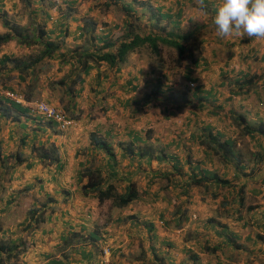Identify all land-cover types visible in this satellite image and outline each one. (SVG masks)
I'll return each mask as SVG.
<instances>
[{"label": "crops", "instance_id": "0c3cea01", "mask_svg": "<svg viewBox=\"0 0 264 264\" xmlns=\"http://www.w3.org/2000/svg\"><path fill=\"white\" fill-rule=\"evenodd\" d=\"M134 1H137L138 5L134 7V14L144 13L148 6L152 7V11L168 13L171 15L170 19L163 20L167 23V30L177 32L178 26H182L185 22L184 3L187 5L193 0H130L127 4L134 6ZM204 1H209L215 13L216 0ZM15 5L21 7L20 2L16 4L11 0H0V11L7 12L11 18L15 14L13 10ZM34 10L36 14L39 12L38 8ZM88 11L93 10L88 7ZM177 12H181L179 25L174 26ZM57 13H49V18L56 17L58 21L45 22L48 35L54 40L61 37L62 29L65 28V25L61 26L63 21L59 20L62 15ZM86 16H91L95 22L98 18L95 12L85 13L83 18ZM107 16L102 17L109 24L108 28L102 32L96 31L92 43L80 36L82 23L74 28L77 29V33L72 32L71 25L68 26L70 34L63 37V46L56 59L51 61L50 70L39 74L41 99L59 106L58 96L62 90L55 87L51 91L48 83L62 77L73 76L71 63L61 62V52H69L76 46L80 49L84 47L90 50L99 49L102 45V35L111 33V36H114L125 26L123 18L118 25L114 18ZM141 19L146 22L148 18ZM21 24H24V21ZM110 27L115 28L114 33L108 30ZM5 31L0 21V34ZM180 33H189V29ZM203 44V49L208 48V44L211 47L208 48V52H203L200 56L197 54L202 73L196 75L194 81L196 86L192 91L196 104L193 105L194 108H190L187 106L188 101L182 102L180 112L175 111L174 115H170L180 116V122H174L168 117L169 119H165L164 123H155V111L148 109V106L156 101L152 89L158 87L156 83L158 76L151 72L150 67V61H156V57L154 59L153 55L143 52L130 53L126 62L118 68L104 64L90 71L85 78L80 97L69 110L73 114H81L79 121L77 120L79 126L75 128L61 131L55 123L50 127L43 125L38 127L35 122L23 118L0 119L1 174L4 170L1 162L4 161L5 156L19 147L21 149L26 147L24 152L26 155L29 154L27 147L30 136L26 137L28 134L36 133L43 141L47 138L55 141L62 161L61 167L49 164L43 166L37 163V159L34 160L37 161L36 163L27 167L25 161L10 171L11 181L8 180L3 184L4 189L0 187V220H3L10 209L16 207L17 204L12 199L20 198L22 189L30 185L37 192L36 195L42 199L41 204L55 207L54 212L48 213L45 222L35 233L32 247L17 263L55 264L63 261L64 264H101V248L104 244H108L111 248L108 264H264V240L257 238L255 234H264V199L261 200V196L264 195V160L256 173V177H263L260 179L262 184L258 185H245L250 179L253 180L252 174L242 176L236 170V162H231L233 164L231 175L238 178L235 185L228 187L232 194L231 199L233 198L235 202L238 200L241 204L239 200L245 198V195L249 197L259 193L260 204L259 207L254 208L252 214L254 217L250 215V222L238 216L234 223L232 221L227 234L218 232L220 229L218 223L211 222L215 214L209 209L208 198L204 202L196 201L193 204L201 210L200 219L194 213L191 217L186 215L185 219H181V213L178 214V207L174 204V197L189 192L188 187L183 186V183L178 184L176 176L183 174V171L184 174L189 171L191 176L193 174L200 176L217 172L220 168L211 162L212 156L208 154L202 143L204 140H213L215 137L230 138L233 142V153L227 157L235 159L243 158L241 145L244 142L249 143L248 154L251 157L257 152H264L262 135L258 139L259 134L253 137L246 134L247 139H238L234 131L224 132V125L229 117L226 118V115L235 112L228 103L236 96L237 99H233L234 103H242L238 114H243L248 120L254 118L259 124L264 121L260 112L252 115V110L247 105L248 92L243 89L242 95L234 94L235 89L242 84L238 85L235 82L231 86L230 82L228 83L231 78L243 81L244 79L240 80V78L242 76L249 78L248 73H250L259 85L258 88L255 87L258 90L256 96L262 95L264 69L261 70L262 74L260 71L258 74L255 71L251 73L247 70L246 60L249 50L256 55L260 52V60H264V40L257 41L255 38L245 40L242 35L221 38L215 31L211 42ZM21 47L25 46L10 41L4 45L1 53L17 57L22 52V50L18 51ZM189 83L190 81L188 82L190 88ZM231 88L233 90L228 94L224 92ZM163 90L162 88L160 91ZM207 97L216 102L214 106L206 109L207 105L204 103ZM130 104H135L137 107L138 113H134L135 115L129 114L130 109L127 107ZM204 110L209 112L210 117L203 115ZM227 121L230 123V128H235L231 119ZM197 127L199 132L195 130ZM210 134L215 137H210ZM94 135L106 141L107 149L94 148L90 144V136ZM23 137L26 141L24 146L20 145ZM251 140H254L255 147ZM190 144L201 146V151L198 150L197 153L193 151L192 153L196 155L192 157L189 154L190 148L187 147ZM34 158L29 156L27 161ZM12 160L9 158L7 163ZM227 163L229 164L230 160ZM3 164L5 165V162ZM87 167L100 168L104 176V184L113 183L120 194L126 191L130 182H135L139 197L123 207L114 205L111 200L99 204L92 193L86 195L81 188L82 184L86 183V178L80 181L79 176ZM245 167L243 164L240 170L248 172ZM163 177L165 180L162 179ZM36 180L38 185H34ZM208 185V182L203 184L205 192L211 187L213 191L228 189L224 187L227 185ZM243 192L244 197L236 195ZM221 199L226 201L228 197L221 196ZM178 202L179 199L176 203ZM215 202L220 203L219 199H215L213 204ZM190 218L195 221L187 225ZM8 220L9 223L3 222V226L16 228V222ZM179 222L181 225L177 227Z\"/></svg>", "mask_w": 264, "mask_h": 264}, {"label": "trees", "instance_id": "16d2710c", "mask_svg": "<svg viewBox=\"0 0 264 264\" xmlns=\"http://www.w3.org/2000/svg\"><path fill=\"white\" fill-rule=\"evenodd\" d=\"M20 1L24 9L27 10L28 20L26 23L20 24L11 22L6 17L5 11H0V21L2 26L6 29L4 33L0 34V88L19 93L26 101L34 102L36 101L34 99L39 98V74L47 73L50 70L51 61L56 59L58 52L63 46V37H66L69 33L65 27L62 29L63 31L59 39H51L50 35H48L45 21L36 19L38 14L39 18H49L50 9L46 8L48 4L36 14L35 10L32 8V0ZM114 1L117 2L120 0ZM103 5L105 7L108 6L106 3ZM151 8L152 7L148 6L144 13L137 14L136 12L134 14V6L132 4H125L123 6L125 12V26L120 28V32L114 36H111V33L102 35V45L99 49L90 50L85 47L84 49H80L79 46H76L69 50V52H61V62L66 64L71 63L70 69L72 70L73 76H66L55 81H50L48 87L51 91H53L55 87L62 90L58 96V100L60 105L62 104V110L66 114L69 113L76 119L80 118L79 113L73 114L69 110H71L70 108H72L76 99L80 97L83 91L85 78L94 67H100L105 64L108 67L118 68L126 62L127 56L133 52H150L154 54L156 59H160L159 42L174 47L180 61H190L192 65L190 64L187 66L189 69H192L189 70L187 68L190 74L198 67V60L195 53L197 52V47L202 45V38L197 42L199 32H196L194 28L192 30L189 29V33L186 34H182L179 31H168L167 23L161 24V21L170 19L171 15L168 13H161L160 11H152ZM52 9L55 12L61 13V10L55 5L52 6ZM61 15V18H64L67 16V13H62ZM180 15L181 12L176 13L177 20L173 23L174 26L179 25L178 19ZM142 17H147V21H143L141 19ZM135 18L138 21L142 20L143 24L139 27L135 25L133 23ZM148 20L150 24H148ZM145 24H147V27H145ZM64 25V22H62L61 26ZM95 29L96 22L91 18H86L83 25L80 27V36L86 38V41L89 43H92ZM10 41H16L18 44L28 48L37 45L40 47V51L37 54L26 57H14L9 54L1 53L4 45ZM189 73H187V78L189 80L195 79L189 76ZM27 78L30 79L27 80ZM14 83H17L18 87L14 86ZM22 84L25 86L20 87ZM153 91L154 89H152V94ZM64 97H67V103H63ZM22 118L35 122L38 127L42 125L50 127L54 123L42 119L41 116L30 114L23 105L15 103L6 96L0 94V119L21 120ZM233 120L236 126H242L244 131L251 137L255 134L264 137V121L254 126L249 123L248 119L243 114H236L233 116ZM210 135V137H215L212 134ZM29 136L30 142L27 147L29 154L26 155L24 152L26 147L22 149L19 147L13 153L5 156L4 161L1 162L4 169L3 173H9L17 165H21L25 163V161L27 167H31L37 161V163L43 166L48 164L62 166L59 147L55 141L48 138L43 141L36 133L31 135L28 134L26 137ZM220 139L221 137H215L213 140L206 139L202 143L208 150V154L217 156L220 162H228L229 159L227 156L233 153V142L230 138ZM25 143V137H23L20 145L24 146ZM90 144L98 149H107L108 146L105 140H101L95 135L90 136ZM29 156L35 158L27 161ZM9 158L13 159L12 164L7 163ZM36 159L37 161H34ZM255 159L258 162H262L264 160V152H257ZM3 162H5V165ZM235 167H239V169L242 168L238 163L235 164ZM0 176H2L1 173ZM83 178H86V183L82 184L81 187L84 194L87 195L88 193H92L99 204L106 200H111L114 205L123 207L136 200L140 195L135 182H130L123 194L117 192L113 183L104 184V176L98 167L85 168L84 172H81L79 180L81 181ZM208 179L214 180L219 186L231 185L227 180L219 178L215 171L211 174L200 176L193 174L191 185H203ZM1 180L2 178L0 177V187H3ZM31 188V185L23 188L21 197L12 199L17 205L15 208L10 209L2 220L8 223V219L15 221L16 229L18 231L20 230L19 234H17L15 238L6 239L7 237L5 238V236L9 234L8 232H11L10 227L3 228L4 224L0 222V264H19L17 261L32 247L34 243L33 237L42 223L45 222L48 213H53L55 210L54 206L46 205L45 203L37 205L34 201H30L27 192ZM180 225L181 222L178 223V226ZM66 242L67 240H65V243ZM10 260L11 262H9ZM55 264H64V262L62 261Z\"/></svg>", "mask_w": 264, "mask_h": 264}, {"label": "rangeland", "instance_id": "374dc122", "mask_svg": "<svg viewBox=\"0 0 264 264\" xmlns=\"http://www.w3.org/2000/svg\"><path fill=\"white\" fill-rule=\"evenodd\" d=\"M14 3L18 4V2H20V5H15L14 7V15L13 17H9L6 12V17L11 21V22H17V23H22L24 21V23L27 22L28 20V16H27V10L24 9V6L22 4V2L19 1H15V0H11ZM127 1L130 2V0H120L115 2L114 0H32V8L33 9H43L46 7L47 9H50L51 14L53 13H57L55 11H53L52 6L55 5L56 7H58L61 10V13H57L61 16L62 13H67V16L64 18L60 17V21H63L65 24V27L67 28V32L70 34V25H71V30L72 32L75 31L77 33V29H74L76 26H78L79 24H83L84 20L86 18H91V16H86L83 18L85 13H92L95 12L96 15L98 16V19L96 20V29L95 32H102L104 30H106V28H108L109 24L104 21V17H102L103 15L110 18H114L115 22H118V25L121 24L122 18L124 19L125 17V12L123 10V6L124 4H127ZM106 3L108 4L107 7H105L103 4ZM14 5V4H13ZM137 5V1H134V7L136 8ZM88 7L91 8L93 11H88ZM19 8V9H18ZM15 9H18L17 11ZM40 12V11H39ZM38 12V13H39ZM183 12L185 15V22L183 23V25H179L178 26V31H185L188 29H195L196 32H199V37L197 38V42L199 39L202 38V44L204 42L208 43L211 42L212 40V36L214 35V32L216 31V26L214 24V7L208 2L204 1V6H201L198 3V0H193L190 1L189 3H187V5L184 3L183 6ZM37 20H42L47 22H55L58 21L56 19V17L53 19L50 18H45V17H40L39 18V14L37 15ZM75 19V20H74ZM84 19V20H83ZM55 20V21H54ZM95 20V19H94ZM83 21V22H81ZM133 23L135 25H137L138 27L140 25L143 24V22L136 20V18L133 20ZM161 24H166L164 21H161ZM69 26V27H68ZM145 27H147V24H145ZM102 28V29H101ZM115 28L110 27L108 30L112 33H114ZM243 38L246 40L251 39L249 37H247L246 35H242ZM253 39V38H252ZM204 45V44H203ZM203 45L198 46L196 49V53L195 56L197 57L200 56L203 52H208V48H210L211 46L208 44V48H204L203 49ZM25 47H21L18 51L22 52L20 53V56L17 57H21V56H30V55H34L37 54L40 51V47L37 45L31 46L29 48H25ZM159 48H160V59L157 58L156 61H150V67L152 68V73L154 72V74L157 77V81L156 83L158 84V87L154 89L153 91V95L156 96V101L153 103H150V105L148 106V109H154L155 111V123L160 124V123H164L165 119H169L168 117L171 118V120H173L174 122H180L181 117L180 116H170V115H174L175 111H177L178 113L180 112V104L183 102H187L188 101V107L190 108H194L193 105L196 104V98L193 96L192 91L193 88L196 86V83L194 82L196 79V75L201 74L202 70L200 69V65L198 63V67L191 72V74L189 73L190 71L187 70V68L189 69V67H187L188 65H190V61H180L178 59V53L177 51L174 49V47L172 46H168L164 43L159 42ZM143 53H148V52H143ZM150 55H153L152 53L149 52ZM260 52L257 53H253L252 50H249L247 52V60H246V65H247V70H249V72H258L260 71L262 74V69H264V60H260ZM240 56V55H239ZM155 59V56H154ZM159 60V61H157ZM198 60V59H197ZM249 62V63H248ZM192 65V64H191ZM234 65V64H233ZM261 66V67H260ZM189 70H192L191 68ZM187 73H189V76L195 78L193 80H189L187 78ZM248 77L249 78H243V76L240 78V80L243 81H236V78H231V81H228V83L230 82L231 86L234 85V83L236 82V84L238 83V85L242 84V86L238 89V87L235 89L236 92H234V94H238L240 93L242 95V93H244L243 89L248 92L249 96H248V107H250V109L252 110V115L256 114L258 112L261 113V116L264 117V82H263V89L262 91V95L260 97L256 96V92L258 90H256L255 87L258 88V84L256 83V80L254 81V77H252V75L250 73H248ZM264 76V75H263ZM148 78V76L146 77ZM230 80V79H228ZM190 88L188 87V82ZM227 81V80H226ZM40 82V80H39ZM193 83V85H192ZM17 83H14V86H17ZM24 85L22 84L20 87H23ZM230 87V86H229ZM164 89L162 92L160 91L161 89ZM156 90V92H155ZM231 90H233L232 88L230 90L226 89L224 92L228 94V92H230ZM52 94V93H51ZM259 94V93H258ZM52 96H54L52 94ZM233 99H237V96L234 97ZM232 99V101L230 100V102L228 103L230 106H232L233 110L235 112H231L229 115H226L227 120L231 119L232 124H234L235 128H230L229 125L230 123L226 120V123L224 125V132L229 133V131H234L236 138L238 139H247L246 137V133L244 131V129H242L241 127L235 126L236 124L234 123L235 121L233 120V116H235L236 114H238V112H240V108H242V103L240 104V102L234 103V100ZM36 101L38 100H42L40 97L37 99H34ZM44 100V99H43ZM67 97L64 98V102L63 103H67ZM202 102V100H200ZM216 102V101H215ZM214 100H212L210 97L205 99V105L206 109L207 108H211L212 106H214ZM261 102V103H260ZM51 103V102H50ZM203 103V102H202ZM54 104V103H52ZM55 106H57L59 109H63L62 108V104L61 105H57L54 104ZM203 105V104H201ZM137 107L135 106V104H130L127 109H130L129 114H136L138 113V110L136 109ZM216 108V107H214ZM257 108V110L255 109ZM231 109V108H230ZM202 110V109H201ZM262 110V111H259ZM63 111V110H62ZM205 111V110H204ZM68 116H70L71 118H73L71 116V114L67 113ZM78 114V113H77ZM80 114V113H79ZM134 114V115H135ZM205 115V117H210L209 112H206L203 114ZM81 116V114H80ZM141 117V116H140ZM129 118V116H128ZM130 118H135L134 116H130ZM75 120L79 121V118H73ZM259 119V118H258ZM249 123L252 125H259V121L254 119V118H249ZM79 122H77V126ZM76 126V127H77ZM75 128V127H74ZM198 130V127L195 129ZM256 135V134H255ZM258 139L260 138V135H257ZM221 139H223V137H221ZM251 142L254 143V147L255 142L254 140H251ZM242 144V141H241ZM188 149L190 148V153L191 157L193 155H196L197 151L200 150L201 151V146L199 144H190V146H187ZM242 151L244 154H242L243 158L242 159H235L232 157H228L230 160V163L228 164L226 162V164L224 163H219L217 156H213L211 154L212 157H210L211 162L213 164H216L218 166H220V168H218L217 170V175L219 176V178L221 179H225L228 182L231 183V185H227L224 186L226 188L235 185V181L238 180V178L234 177L231 175V169L233 168V164L231 162H236L239 164V166H242L243 164L246 166L245 168L248 169V172H244L243 170H240L239 168L236 167V170L238 172H240L243 175L248 174L251 175L252 174V179H250V181H248L247 183H245V185L247 184H262V182L260 181L261 178H263L262 176H257L256 177V173L258 172V170H260V165L262 164V162H258L255 159V155L254 156H250V154H248V150L250 151V147H249V143L244 142L242 145ZM186 151V149H185ZM193 151H195L196 153H192ZM199 151V152H200ZM198 152V153H199ZM196 160V159H195ZM241 162L243 164H241ZM255 162V165H253L252 163ZM13 160L9 163L12 164ZM22 165V164H21ZM24 165H23V169H24ZM9 173H2V176H0L2 178L1 180V184H6L7 181L10 179L9 178ZM189 175V176H188ZM240 176V179L241 177ZM193 175L191 176L189 174V171L184 174H180L179 176H176L175 178L178 180V184L183 183V186H187L188 187V191L189 192H183L181 193L180 196H185L186 198L183 199L182 197L178 196L177 198L174 197L173 194V200H174V204L175 206H177V211L178 214L181 213L180 218H185L186 215H189L191 217V214H195L196 216L201 217V210L197 207V206H193V204L196 201H200V202H204L205 199H209V203H210V207L209 209L211 210L212 213L215 214V218L212 217L211 218V222L213 223H218L217 225L219 226V231L222 234H227L228 232V228L232 225V221L233 223L235 222V220L239 217L244 218L245 221L250 222L251 217L250 215L253 214L254 212V208L257 206L259 207L260 204V197L258 198V196H260L259 193L253 195H249V197L242 198L241 200V204L238 203V200L235 202L234 199H231L232 194L230 193L229 188L222 190V191H213V189H209L207 192H205V187L203 185H191V180H192ZM164 179V177L162 178ZM165 180V179H164ZM11 181V180H9ZM37 180L34 181V185L37 184ZM209 183L208 186H214L216 183L214 180L208 179L207 181ZM33 183V182H32ZM163 184V182H162ZM38 185V184H37ZM217 185V184H216ZM25 188V187H24ZM4 189V185L3 188ZM33 187L31 189H29L28 196L30 201H34V203H36L37 205H42L41 204V198L40 196H37L36 193L34 191ZM118 192V191H117ZM4 193H2L3 195ZM215 194V195H214ZM259 194V195H258ZM236 195L239 196H243L244 197V192L242 194L238 193ZM221 196H223L224 198H227L226 201H223V199H221ZM170 197V196H169ZM262 198L264 199V195L261 196V200ZM177 199L180 200V202H177ZM215 199H219V202H215V204H213V201H215ZM186 201V202H185ZM177 204V205H176ZM263 203H261L262 205ZM248 206V208H247ZM195 216V217H196ZM253 216V215H252ZM254 217V216H253ZM195 221L193 218H190V221L188 222L187 225L192 224V222ZM1 223H3L2 220H0ZM4 224V223H3ZM177 227H180L178 225H176ZM175 225H173V227H176ZM176 227V229H177ZM3 228H9V227H4ZM234 228V226H233ZM12 230H10L11 232H8L9 234H7L5 236L6 239L8 238H15V236L17 234H19L20 230L18 231L16 228L12 227L10 228ZM222 230H224L223 232H221ZM257 235V238H261L264 240V234H260V233H255ZM1 235V233H0ZM11 262V260L9 261ZM18 262V261H17Z\"/></svg>", "mask_w": 264, "mask_h": 264}, {"label": "clouds", "instance_id": "9594fccd", "mask_svg": "<svg viewBox=\"0 0 264 264\" xmlns=\"http://www.w3.org/2000/svg\"><path fill=\"white\" fill-rule=\"evenodd\" d=\"M204 6V0H198ZM214 24L221 37L246 35L264 40V0H216Z\"/></svg>", "mask_w": 264, "mask_h": 264}, {"label": "built area", "instance_id": "2783aa9c", "mask_svg": "<svg viewBox=\"0 0 264 264\" xmlns=\"http://www.w3.org/2000/svg\"><path fill=\"white\" fill-rule=\"evenodd\" d=\"M0 94L6 96L15 103L23 105L30 114L38 115L45 120L54 122L57 125V128L61 131H67L77 126V120L71 118L64 111L47 100L42 99L34 102H29L26 101L21 94L10 90H4L2 88H0ZM193 217L195 218V216ZM110 254V245L104 244L101 248V264L109 263Z\"/></svg>", "mask_w": 264, "mask_h": 264}]
</instances>
